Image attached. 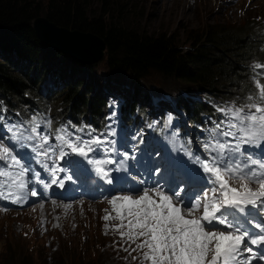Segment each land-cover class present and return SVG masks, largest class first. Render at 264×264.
Listing matches in <instances>:
<instances>
[{"label": "trees", "instance_id": "trees-1", "mask_svg": "<svg viewBox=\"0 0 264 264\" xmlns=\"http://www.w3.org/2000/svg\"><path fill=\"white\" fill-rule=\"evenodd\" d=\"M92 1L0 0V117L9 116L23 125L40 109H51L58 118L84 119L93 125L103 119L106 101L99 90L97 65H82L44 47L32 28L40 16L58 28L90 34L103 42L112 83L127 80L133 86L134 103L124 109L141 111L139 99L147 102L152 95H166L187 114L190 124L199 121L200 113L212 111L206 100L241 102L255 91L249 75L251 63L264 60L262 25H212L190 30L181 38L172 33L149 34L126 21L131 9L120 0H99L97 9L90 8ZM74 74L82 78L76 80ZM152 75L178 85L160 91L138 84ZM176 89L200 100L187 104L189 100L184 101L183 92ZM19 243L6 244L0 264H34L24 248L22 255L21 251L16 254ZM103 251L100 256L108 257L104 264H138L132 260L135 254L129 256L122 248L120 259L114 257L113 247ZM50 260L56 264L54 257Z\"/></svg>", "mask_w": 264, "mask_h": 264}, {"label": "snow or ice", "instance_id": "snow-or-ice-1", "mask_svg": "<svg viewBox=\"0 0 264 264\" xmlns=\"http://www.w3.org/2000/svg\"><path fill=\"white\" fill-rule=\"evenodd\" d=\"M255 67L261 69L264 65ZM255 90L247 97V103L217 109L224 119L216 125L215 142L204 145L207 159L187 153L203 172L202 176L197 173L195 182L184 172L179 177L153 181V186L133 185L126 193L122 190V194L108 200L116 215L106 214L103 220H119L113 231H118L121 241L128 245L121 246L129 256L132 252L138 253L132 257L133 261L139 264H252L253 258L264 259V222L255 220L257 213H264V160L251 156L247 161L241 159L242 145L264 144V83L257 80ZM41 123L51 125V121H41L37 116L31 118L29 127L5 125L10 134L5 139L21 148H30L36 162L51 174V184L43 185L45 190L51 185L64 188L65 179L71 176L61 178L58 173L71 171L83 161L92 165L96 176L107 184L121 179L111 177L110 170L103 167L113 163L112 159L90 157L98 149L106 156L115 151L111 147L113 142L98 136L81 139L61 128L55 135L56 142L50 143L48 135L38 132ZM219 136L227 139L221 142ZM73 154L81 159H70ZM120 164L124 167V161ZM33 180L41 183L40 173L33 172L30 163L14 153L11 146L0 142V200L22 204L29 196L36 197L37 190L28 187ZM186 185L191 191L186 190ZM247 224H254L259 233L250 232ZM104 228L107 234L108 223ZM253 246L262 250L258 253Z\"/></svg>", "mask_w": 264, "mask_h": 264}, {"label": "rangeland", "instance_id": "rangeland-1", "mask_svg": "<svg viewBox=\"0 0 264 264\" xmlns=\"http://www.w3.org/2000/svg\"><path fill=\"white\" fill-rule=\"evenodd\" d=\"M46 1V0H43ZM123 5H127L129 11L126 21L133 23L137 29L149 34L172 33L181 38L190 30L201 31L212 25H262L260 30L264 32V0H120ZM99 0L92 1L90 8L97 9ZM99 72L96 76L99 82V90L102 94H107L111 99L117 101L122 93L127 101H132L133 94L131 92L133 86L127 80H121L119 85L113 84L112 79L107 75L105 65V51L99 62L95 63ZM57 66H54V71H57ZM87 81V75H83ZM74 79L79 80L81 75L74 74ZM69 81V79H68ZM109 83V89L106 88ZM115 83V82H114ZM141 87H156L160 91L172 90L178 85L175 80L165 79L160 76L152 75L144 81L138 83ZM130 86V87H129ZM185 90H175V92ZM59 92V91H58ZM183 92V93H184ZM176 95V94H175ZM123 101V100H122ZM166 106L165 103L160 105ZM42 134H46L42 132ZM139 132L135 131L134 136L138 139L136 146H131L127 149H122L123 158L116 157L109 153L107 156L101 149L90 153V157L94 159H112L113 163L104 165L106 170H110L111 177H119L115 180L112 186L113 193L105 192L97 183L94 174V167L85 163V167H77L71 171L58 173V176L63 178L71 176L72 182L76 187V192H73L69 198L76 201L73 206L71 203H55L38 206V204L50 200L52 191L50 187L45 190L44 184H51L52 176L46 172L44 168L36 162L31 153L30 148H22L25 154H28V162L33 172H39L41 185L37 186L33 180L28 187L35 188L38 192L36 197L29 196L26 202L22 204H12L9 201L0 200V261L8 242L14 241V245L19 246L16 249L23 253V248L28 252L34 264L52 263L51 258L54 257L56 264H104L108 261L102 247L109 248L113 242H116L120 248L128 247L121 239L114 241L116 234L113 228L120 222L116 219L104 221L103 216L111 214L116 215L112 211L108 200L115 195L126 193L127 190L136 185L138 187L153 186V181L161 178L168 179L169 177L182 176L184 172H188L195 182L197 173L203 175L199 166L193 170L184 166L182 171L172 169L171 163L162 156V151L153 147L146 146L145 140L148 134L139 137ZM112 147V145H111ZM245 148L250 152L253 159L264 160V156L260 155L259 150L262 148L255 145L245 144ZM143 150L147 154V161L143 170H138L136 166L135 155ZM125 154L127 159H125ZM128 155L132 158L129 159ZM70 159L80 157L74 154ZM124 161V167H121L120 162ZM49 163H51L49 161ZM64 161H61L63 165ZM159 169V174H157ZM38 170V171H37ZM31 176V173L29 174ZM81 175V176H80ZM94 187H97L100 192H93ZM255 187V185H253ZM83 189V192L80 190ZM97 189H94V191ZM186 190L191 191L186 185ZM78 191V192H77ZM195 195V193H193ZM37 205V206H36ZM63 205H70V208H65ZM18 206H33L31 208L15 209L6 212L11 207ZM107 210V212H106ZM105 223H108L109 229L105 234ZM22 245V246H21ZM134 248L135 245L133 244ZM123 249V248H122ZM105 251H107L104 248ZM131 251V248H129ZM124 254L117 251L114 255L116 259ZM244 255H250L245 253ZM44 257V258H43ZM107 257V258H106ZM255 264V260H252Z\"/></svg>", "mask_w": 264, "mask_h": 264}, {"label": "water", "instance_id": "water-1", "mask_svg": "<svg viewBox=\"0 0 264 264\" xmlns=\"http://www.w3.org/2000/svg\"><path fill=\"white\" fill-rule=\"evenodd\" d=\"M32 28L44 47L82 65L97 63L104 54L105 47L100 39L90 34L58 28L42 16L33 21Z\"/></svg>", "mask_w": 264, "mask_h": 264}, {"label": "bare ground", "instance_id": "bare-ground-1", "mask_svg": "<svg viewBox=\"0 0 264 264\" xmlns=\"http://www.w3.org/2000/svg\"><path fill=\"white\" fill-rule=\"evenodd\" d=\"M33 113H34V112H33ZM1 114H2V113H1ZM31 114H32V113H31ZM31 114H30V115H31ZM14 116H15V115H14ZM31 116H32V115H31ZM15 119H16V117H15ZM37 171H38V170H37ZM80 176H81V175H80ZM46 202H47V201H46ZM13 205H14V204H13ZM43 258H44V257H43Z\"/></svg>", "mask_w": 264, "mask_h": 264}]
</instances>
